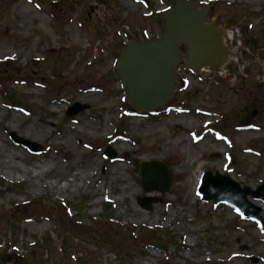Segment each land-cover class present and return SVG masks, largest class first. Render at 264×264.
<instances>
[{
    "label": "rangeland",
    "instance_id": "1",
    "mask_svg": "<svg viewBox=\"0 0 264 264\" xmlns=\"http://www.w3.org/2000/svg\"><path fill=\"white\" fill-rule=\"evenodd\" d=\"M175 1L0 0L4 143L30 164L52 161L50 177L60 186L72 173L90 176L79 190L38 189L0 162V264H79L70 261L73 253L84 264H264L256 222L196 194L204 171L251 189L264 181V0H190L207 6V20L229 34L224 83L180 64L173 98L138 112L113 63L128 38L161 36ZM75 102L86 108L66 116ZM85 120L92 127L81 129ZM107 146L114 159L104 156ZM147 160L169 163L170 191L142 190L136 171ZM144 196L159 202L145 210L138 203ZM82 231L108 233L117 247ZM60 233L68 237L62 254Z\"/></svg>",
    "mask_w": 264,
    "mask_h": 264
},
{
    "label": "water",
    "instance_id": "2",
    "mask_svg": "<svg viewBox=\"0 0 264 264\" xmlns=\"http://www.w3.org/2000/svg\"><path fill=\"white\" fill-rule=\"evenodd\" d=\"M207 7L198 8L188 0H176L175 6L163 18V33L151 40L128 39L115 61L128 102L139 111L153 110L168 101L175 88L177 76L174 68L182 62L193 71L202 68L218 71L227 58V47L223 42V30L212 22H206ZM185 45L186 50H179ZM85 108L74 104L67 111L72 115ZM30 145V143L23 141ZM31 147H35L30 145ZM106 154L114 157L111 149ZM152 170H155L153 172ZM139 179L144 191H169L174 177L164 161L143 162L139 168ZM202 200L214 199L225 202L243 214L256 219L264 231V208H258L246 196L264 202V182L255 190L241 188L229 177L216 172H204L197 187ZM157 198H140L139 203L150 209Z\"/></svg>",
    "mask_w": 264,
    "mask_h": 264
},
{
    "label": "bare ground",
    "instance_id": "3",
    "mask_svg": "<svg viewBox=\"0 0 264 264\" xmlns=\"http://www.w3.org/2000/svg\"><path fill=\"white\" fill-rule=\"evenodd\" d=\"M219 74L223 75V69L220 70ZM15 117L17 118L18 116L15 114ZM79 126L81 127V129L85 127H92V123L85 120L82 121V123H79ZM209 140L210 139L208 138L204 140L203 143ZM158 149H160V147H154L152 151ZM192 156L193 153L191 151L186 152L187 158H191ZM152 158H156V157H152ZM16 160L20 164H17ZM12 161H15L16 163ZM0 162H2V164L6 167L5 169L7 170L8 173H12V174L20 173L22 180L24 179L26 182L29 183L31 187L38 189L44 186L46 189L48 188L57 189L59 191H67L70 188L79 190L84 185H86L88 180L90 179V176L88 175L80 177L75 173H72L71 179H64L65 180L64 185L60 186V181H59L60 179H54V181H52L50 177V175L54 170V163H52V161L50 162L51 163L50 167L47 168L39 167L35 164L28 163L25 152L21 150H16L15 148L8 147V145L4 143L1 135H0ZM193 163H194L193 165H196L198 163V160H194ZM191 178H192V174L188 175L184 180V182L182 183V187L184 189L188 188L191 182Z\"/></svg>",
    "mask_w": 264,
    "mask_h": 264
},
{
    "label": "trees",
    "instance_id": "4",
    "mask_svg": "<svg viewBox=\"0 0 264 264\" xmlns=\"http://www.w3.org/2000/svg\"><path fill=\"white\" fill-rule=\"evenodd\" d=\"M102 220H104V218H101ZM108 221V220H107ZM75 227H82L81 226V224H77ZM88 231H82V233H81V235L82 236H84L85 238H90V239H92V240H96V241H99V242H107V244L108 245H110V246H113L112 248H116L117 246H115V244L113 243V241H112V239L110 238V236H109V234L108 233H97V234H95L94 233V231H92V232H88ZM144 236L145 237H149V235L147 234V233H145L144 234ZM57 244L59 245V247L57 248V249H59L60 250V254H62V253H65V248H64V242H65V239L67 240V236H65L64 235V233L63 234H58L57 235ZM124 240V239H123ZM109 242V243H108ZM116 243V242H115ZM106 244V245H107ZM117 245L119 244V242L117 241V243H116ZM125 246V243L124 244H122V245H120V246ZM121 251V250H120ZM70 259V258H69ZM79 259H80V257H77L76 259H75V261H77V262H80L79 261ZM70 261H71V259H70ZM72 263H73V261H72Z\"/></svg>",
    "mask_w": 264,
    "mask_h": 264
}]
</instances>
